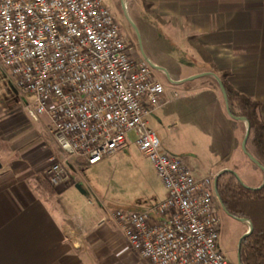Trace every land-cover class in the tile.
<instances>
[{
	"label": "built area",
	"instance_id": "2783aa9c",
	"mask_svg": "<svg viewBox=\"0 0 264 264\" xmlns=\"http://www.w3.org/2000/svg\"><path fill=\"white\" fill-rule=\"evenodd\" d=\"M0 67L32 97L28 120L48 119L53 187L69 183L75 162L94 165L128 148L134 133L167 195L141 212L112 213L128 249L148 264H230L218 243L216 178L196 177L151 128L165 85L106 0H0Z\"/></svg>",
	"mask_w": 264,
	"mask_h": 264
},
{
	"label": "crops",
	"instance_id": "0c3cea01",
	"mask_svg": "<svg viewBox=\"0 0 264 264\" xmlns=\"http://www.w3.org/2000/svg\"><path fill=\"white\" fill-rule=\"evenodd\" d=\"M144 1L170 32L204 47L218 73L227 72L228 82L235 90L261 104L260 116L264 121V0ZM185 81L172 84L162 81L167 102L149 118L158 136L159 131L163 134V147L174 129L189 120L200 130L213 127L218 134L227 126L224 144L229 147L225 158H234L241 149L247 122L230 115L221 89L218 91L213 82L206 86L185 85ZM12 89L17 98L0 97V264H121L116 258L123 255L122 247L118 250L115 243L90 244V248L95 246L94 250L100 244L108 245L105 251L108 259L99 253L95 256L87 253L89 240H105L113 234L110 230L114 229L110 225L113 223L110 220L102 223L112 213L104 210L88 211L84 215L70 213L65 206L61 207L57 196L45 194L33 181L39 175L49 177L54 149L46 133L48 119L44 117L32 124L24 113L32 97ZM166 151L180 158L179 152ZM183 161L196 177L210 176L200 173L196 164L193 167ZM75 164L84 165L78 161ZM253 166L260 168L254 162ZM213 167L216 169L213 178L233 169L223 162ZM70 188L65 185L55 189L57 194H63ZM243 223L248 232L249 223ZM125 255L122 264H138Z\"/></svg>",
	"mask_w": 264,
	"mask_h": 264
},
{
	"label": "rangeland",
	"instance_id": "374dc122",
	"mask_svg": "<svg viewBox=\"0 0 264 264\" xmlns=\"http://www.w3.org/2000/svg\"><path fill=\"white\" fill-rule=\"evenodd\" d=\"M144 2V0H106V5L116 15L125 35L132 44L133 52L139 54L141 58L147 59L157 68L155 73L165 84L186 80L185 85L200 83L207 86L213 82L216 89L220 91L217 81L218 76L209 74L212 72L208 65L200 59L194 46L195 42H187L180 36L170 32L167 27L156 19L157 17L150 10L149 4H144ZM10 92L13 94L10 95ZM14 94L9 74L0 67V97L5 98L8 95L9 99L10 97L15 99L17 97ZM196 117H199V113ZM192 122L189 120L183 121L180 128H175L174 132L171 133L168 144L164 145V149L179 152L180 158L185 160L188 165L195 167L192 164H196V166H199L202 174H210L211 177H214L216 169H212L211 165H214L213 168H217V165L223 162L224 165H232L233 169L229 170L237 172L236 174L247 186L259 188L264 184V171L253 166L252 160L243 149V143L234 158L230 160L225 158L229 147L224 144L225 137L228 134L226 133L227 126L222 133L219 132L220 134H218V132L212 130L213 127L203 131L195 127ZM151 127L155 129L154 124ZM155 131L157 130L155 129ZM161 134V131H159V137L163 140L164 137ZM129 137L128 148L106 156L97 164H84L73 168L72 177H77V182H80L88 195H83L76 188V185L69 184L66 185L71 187L69 190L64 191L63 194H57V189H55V192L52 191L56 187L47 182L45 174L39 175L33 181L45 194L57 196V199L61 202V207L65 206L73 214L81 213L84 215L85 212L97 210L110 213L117 210L128 213L146 210L154 205L156 201L163 199L167 195V189L151 160L140 152L136 144L135 134L131 133ZM52 147L55 154V148L53 145ZM57 188L60 189V187ZM215 209L221 220L218 241L220 250L228 258L230 264H239V244L242 237L247 233V226L242 221L230 217L224 211L218 199L215 200ZM107 217L110 220L111 217ZM110 225L114 228L110 229L113 234L105 240L102 238L89 240L87 253L91 256L99 253V256L108 259L107 252H105L109 248L108 245L104 244L102 246L100 244L97 246L98 250L93 249L95 246L90 248V244L96 241H104L109 244H118V250L122 247L120 251L123 255H118L116 258L119 262L121 261V264L124 258L127 257L126 253L138 264H148L147 261L128 249L116 225Z\"/></svg>",
	"mask_w": 264,
	"mask_h": 264
},
{
	"label": "trees",
	"instance_id": "16d2710c",
	"mask_svg": "<svg viewBox=\"0 0 264 264\" xmlns=\"http://www.w3.org/2000/svg\"><path fill=\"white\" fill-rule=\"evenodd\" d=\"M194 46L204 64L222 80L231 116L244 119L248 123L250 131L247 142L248 154L264 169V121L260 116L261 104L235 90L228 82L229 74L218 73L206 49L197 43ZM216 180L217 199L224 211L230 217L249 222L253 226V231L240 240L238 251L240 263L264 264V184L259 188L249 187L230 170L217 175ZM47 182L50 184L49 178ZM68 184L77 185V182L71 177ZM52 191L55 192V188Z\"/></svg>",
	"mask_w": 264,
	"mask_h": 264
},
{
	"label": "water",
	"instance_id": "95a60500",
	"mask_svg": "<svg viewBox=\"0 0 264 264\" xmlns=\"http://www.w3.org/2000/svg\"><path fill=\"white\" fill-rule=\"evenodd\" d=\"M156 69H157V68H156ZM209 74L215 76L214 73H209ZM217 81H218V84H219V86H220L221 92H222V94H223V97H224V99H225V102H226V105H227V108H228V111H229V101H228V96H227V93H226L225 87H224V85H223L222 80H221L219 77H217ZM229 113H230V112H229ZM230 115H231V114H230ZM235 119L246 122L244 119H238V118H235ZM247 124H248V123H247ZM249 136H250V131H249V127H247L246 136H245V139H244V142H243V149H244L245 153L249 156V158H250L255 164H257V165L259 166V164L256 162V160H255L251 155L248 154V151H247V142H248V140H249ZM259 167H260V166H259ZM260 168H261V167H260ZM0 169H1V164H0ZM261 169L264 171L263 168H261ZM232 172H233V171H232ZM215 182H217V180H216ZM215 186H216V190H217V185H216V183H215ZM76 188H77V189H78L83 195H86V194H87V192L85 191V189H83V187H82L80 184L76 185ZM241 221H242V220H241ZM242 222H246V221H242ZM248 223H249V222H248ZM249 226H250V229H249V231L246 233L245 236L249 235V234L253 231V226H252L250 223H249ZM239 247H240V244H239ZM239 264H241V263H240V257H239Z\"/></svg>",
	"mask_w": 264,
	"mask_h": 264
}]
</instances>
